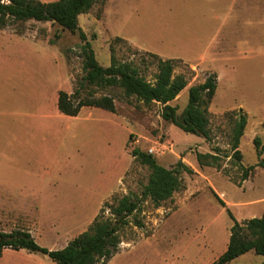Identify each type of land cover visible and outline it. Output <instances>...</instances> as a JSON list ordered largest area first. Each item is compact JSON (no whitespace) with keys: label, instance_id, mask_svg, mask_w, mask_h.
<instances>
[{"label":"rangeland","instance_id":"obj_1","mask_svg":"<svg viewBox=\"0 0 264 264\" xmlns=\"http://www.w3.org/2000/svg\"><path fill=\"white\" fill-rule=\"evenodd\" d=\"M79 24L104 66L111 64L117 36L124 38L114 43L117 56L144 58L149 79L156 63L148 51L179 59L176 72L189 81L171 101L179 114L188 88L216 73L211 136L184 132L163 118L161 103L126 98L119 87L97 94H111L115 112L84 106L76 116L61 113L60 91L74 93L84 74L79 35L51 21L10 20L0 27V231L33 230L40 245L64 247L88 229L105 202L141 193L151 170L133 156L139 148L166 167L183 160L194 172L184 171L183 187L159 206L141 203L106 264H210L203 261L228 245L230 211L238 221L264 211V168L241 180L229 120L239 108L249 116L242 164L264 159V0H98ZM215 151L221 167L198 163V152ZM263 261L249 251L232 264ZM0 264L57 263L7 248Z\"/></svg>","mask_w":264,"mask_h":264},{"label":"trees","instance_id":"obj_2","mask_svg":"<svg viewBox=\"0 0 264 264\" xmlns=\"http://www.w3.org/2000/svg\"><path fill=\"white\" fill-rule=\"evenodd\" d=\"M98 0H0V27L6 26L10 20L51 21L62 29L78 34L81 40L79 55L83 60V76L79 80L74 93L60 91L58 108L63 114L76 116L84 106L101 107L111 112L116 111L115 98L111 94L97 95L100 91L119 87L126 98L135 97L145 103L159 102L163 105L162 116L181 128L186 133L204 136L210 134V105L218 87L216 73L209 74L205 81L188 88L189 99L183 111L178 113V106L171 101L188 86V76L177 73L179 59L163 58L147 52L156 63L153 79H149L141 62L135 59H121L116 54L115 42L124 38L117 36L110 45L111 64L102 65L87 33L79 24V16L88 12ZM232 129V158L241 163L242 179H248L256 167L264 168V159L255 165L242 164L243 154L240 150L241 139L249 122L246 112L234 110L229 113ZM258 153H262L261 138H254ZM133 156L147 165L151 172L146 185L140 194L130 193L115 197L112 203L105 202L87 230L75 236L60 249H49L40 245L30 230L14 229L0 231V257L3 251L25 249L30 253H41L57 264H106L118 251L123 242L121 231L130 223V217L136 213L141 203L150 199L156 206L172 198L174 193L183 187L181 174L185 171L193 173L194 169L179 160L173 167L160 164L156 157L134 148ZM197 161L201 166L221 167V154L218 151L198 152ZM109 208V215L105 210ZM234 223L231 226L230 239L226 250L212 264H232L239 256L254 251L264 256V211L261 216L238 221L230 211ZM142 227L143 223L136 220ZM264 264V261L262 262Z\"/></svg>","mask_w":264,"mask_h":264},{"label":"crops","instance_id":"obj_3","mask_svg":"<svg viewBox=\"0 0 264 264\" xmlns=\"http://www.w3.org/2000/svg\"><path fill=\"white\" fill-rule=\"evenodd\" d=\"M180 59H182V58H180ZM183 60V59H182ZM185 61V60H184ZM188 63V62H187ZM190 64V63H189ZM193 67H195V68H200V69H203L200 65H197V64H191ZM31 231V233H33V230H30ZM33 236H34V234H33ZM226 248H227V246H226ZM226 248L221 252V253H219L218 255H215V256H213V257H209L208 259H206L205 261H203V262H205V263H209L210 262V264L213 262V261H215L225 250H226ZM240 257V256H239ZM237 259V258H236ZM211 260H212V262H211ZM234 261V260H233ZM232 261V262H233Z\"/></svg>","mask_w":264,"mask_h":264}]
</instances>
